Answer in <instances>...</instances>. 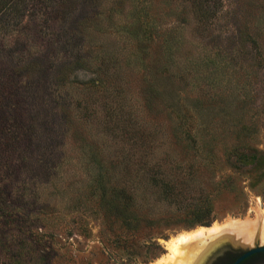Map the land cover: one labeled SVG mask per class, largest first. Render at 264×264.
I'll use <instances>...</instances> for the list:
<instances>
[{
    "label": "rangeland",
    "instance_id": "rangeland-1",
    "mask_svg": "<svg viewBox=\"0 0 264 264\" xmlns=\"http://www.w3.org/2000/svg\"><path fill=\"white\" fill-rule=\"evenodd\" d=\"M263 210L264 0H0V264H173ZM228 238L200 264L264 244Z\"/></svg>",
    "mask_w": 264,
    "mask_h": 264
},
{
    "label": "bare ground",
    "instance_id": "bare-ground-1",
    "mask_svg": "<svg viewBox=\"0 0 264 264\" xmlns=\"http://www.w3.org/2000/svg\"><path fill=\"white\" fill-rule=\"evenodd\" d=\"M231 234L242 236L249 243H252L259 234L264 242V210L257 220L233 219L225 224H214L212 227H201L180 234L168 242L172 257L175 258L173 264H199L221 238H227ZM195 253L197 255H194ZM164 261L172 264V260L164 259Z\"/></svg>",
    "mask_w": 264,
    "mask_h": 264
},
{
    "label": "trees",
    "instance_id": "trees-1",
    "mask_svg": "<svg viewBox=\"0 0 264 264\" xmlns=\"http://www.w3.org/2000/svg\"><path fill=\"white\" fill-rule=\"evenodd\" d=\"M5 7H11L15 5L18 0H2ZM260 151H254L251 154H239L238 161L241 167L248 165L249 163H255L258 160ZM259 162V161H258ZM257 162V163H258ZM164 187L168 196L173 197L176 195L175 187L171 182H165ZM124 194H128L125 192ZM179 193L177 192V195ZM120 196V195H118ZM181 196V195H180ZM187 219L185 221L186 228H193L195 226H210L217 218L214 213L215 206L213 200L210 197H199L195 199L194 203H189L186 207Z\"/></svg>",
    "mask_w": 264,
    "mask_h": 264
},
{
    "label": "flooded vegetation",
    "instance_id": "flooded-vegetation-1",
    "mask_svg": "<svg viewBox=\"0 0 264 264\" xmlns=\"http://www.w3.org/2000/svg\"><path fill=\"white\" fill-rule=\"evenodd\" d=\"M243 252V250H237L232 247L230 248L229 245V249L218 253V256L215 257L212 264H234ZM239 264H264V251L249 256Z\"/></svg>",
    "mask_w": 264,
    "mask_h": 264
},
{
    "label": "water",
    "instance_id": "water-1",
    "mask_svg": "<svg viewBox=\"0 0 264 264\" xmlns=\"http://www.w3.org/2000/svg\"><path fill=\"white\" fill-rule=\"evenodd\" d=\"M227 243H231L230 238L223 237L213 246V248L211 250L217 248L220 245H223V244L225 245ZM243 251H244L243 254L235 261L234 264H239L241 261H243L244 259L248 258L249 256H251L255 253L263 252L264 251V244H262V242L257 240L255 246H253V247L249 246V247H247V249H244Z\"/></svg>",
    "mask_w": 264,
    "mask_h": 264
}]
</instances>
